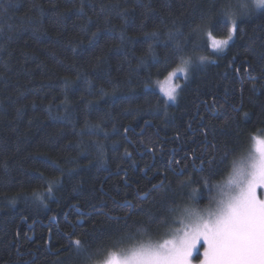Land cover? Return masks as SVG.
<instances>
[{
	"label": "trees",
	"instance_id": "obj_1",
	"mask_svg": "<svg viewBox=\"0 0 264 264\" xmlns=\"http://www.w3.org/2000/svg\"><path fill=\"white\" fill-rule=\"evenodd\" d=\"M79 2L75 0L73 8L67 0H55V4L48 0H0V264H60L68 254L58 253L67 247L66 234L73 231H87L100 248L115 250L123 224L108 217L125 215V199L137 205L140 213L136 197L138 192L150 190L148 177L163 170L174 156L179 159L193 147L202 148L201 122L197 119L201 114L209 129H214L215 142L237 155L251 147L252 136L264 138V86L257 84L253 92L247 73L234 71L242 60L250 59L248 38L264 37V33L254 32L264 26V16L245 18L241 27L246 36L234 38L222 52L204 48L206 37H197L194 43L204 50L195 55L209 60L195 68L187 82L180 80L177 103L168 101L165 108L158 102L166 98L153 86L166 73L162 67L152 66V58L163 61L168 54L163 42L172 20L183 11L185 23L208 12L215 21L228 0H119L128 8L126 21L113 13L107 22L97 21L90 10L100 0H84L85 12L101 29L100 39L92 43L81 28H96L78 17ZM148 5L151 12L145 20ZM57 12L65 15L58 16ZM142 22L145 31L159 33L160 43L140 31ZM109 29L117 36L124 31L131 43L110 41ZM214 35L226 38L225 31ZM149 43L153 45L151 51ZM72 47L77 49L75 56ZM256 47L258 52L264 51L259 42ZM53 55L65 66L79 69L80 78L54 63ZM98 56L103 57L99 63ZM140 58L147 68L138 67ZM66 75L70 77L67 89L63 86ZM252 75L259 76L260 71ZM41 83L46 86L36 90ZM101 87L109 93L103 99L97 94ZM65 93L67 102L61 107H67V113L56 107ZM132 96L141 98L129 102L121 99ZM49 105L50 113L46 110ZM233 105L241 111L234 112ZM145 119L152 122L145 126ZM86 123L99 126L109 138L80 135ZM125 127L129 128L127 134ZM177 131L179 141L173 140ZM98 144L103 146L102 152ZM154 145H162L165 153L150 152ZM125 149L132 155L126 156ZM171 150H175L173 155ZM140 153L144 158L138 156ZM52 163L62 170V177L48 166ZM145 169L147 176L143 178ZM227 171L225 168L222 175ZM57 180L62 182L54 184L49 194L47 183ZM169 180L175 184L176 177L169 173ZM143 208L157 212L150 202Z\"/></svg>",
	"mask_w": 264,
	"mask_h": 264
},
{
	"label": "snow or ice",
	"instance_id": "obj_2",
	"mask_svg": "<svg viewBox=\"0 0 264 264\" xmlns=\"http://www.w3.org/2000/svg\"><path fill=\"white\" fill-rule=\"evenodd\" d=\"M48 2L55 4V0H48ZM67 3L73 8L76 7L75 0H67ZM147 7L149 11L144 14L145 20L151 12V5ZM167 7L171 12V7ZM181 8L183 9L184 6L181 5ZM90 10L96 15L97 21L103 19L107 22L113 13L125 21L128 16L126 4L120 3L119 0L116 3L100 0V3L92 6ZM57 15L65 14L57 12ZM77 15L96 28V31L81 28V32L88 36L89 43L99 40L101 29L99 24H94L92 18L85 12L84 0L79 2ZM183 15L184 12L181 11L180 16L171 22L167 39L163 42V46L168 49L165 59L161 61L155 56L152 58V66L162 67L166 73L163 81H157L160 91L166 97V100L158 103H164L165 108L168 107V101H176L182 87L180 83H173V81L187 82L193 70L209 60L207 56L195 55L204 50L194 43L196 38L206 37L204 48H211L214 52L224 51L234 38L246 36L241 27L245 18L253 15L264 16V0H234V2L228 0L220 7V19L215 21L211 12L201 13L198 18L188 23L181 19ZM160 23L164 24L165 21L161 20ZM2 31L3 28L0 27V32ZM140 31L152 41L160 43L159 33L145 31L143 22L140 25ZM220 31L226 32V38H216L214 32ZM254 32L264 33V26L254 29ZM108 38L121 45L126 40L131 43V38L126 37L124 31L117 36L114 29H109ZM257 42L260 48L264 49V37H249L246 50L250 59L242 60L240 67L234 68L237 74L241 69L247 73L253 92L256 91L257 84L264 86V51H257ZM152 47L153 45L149 43V51ZM71 52L75 56L76 47H72ZM102 59V56L96 57L97 63ZM53 60L66 72L76 75L77 79L80 78L79 69L75 66H65L62 61L56 60L54 55ZM137 65L140 68H147L143 58L137 61ZM229 66H232L231 62ZM258 70L259 76L252 75ZM136 74L141 75L140 72ZM99 78L101 77L98 76ZM85 79L91 88V82ZM149 79H151L150 74ZM243 81L244 78L241 77V84ZM69 82L70 77L64 76L65 89L69 87ZM108 83L110 87H113L114 92L115 86L111 84L110 79ZM45 86L41 83L36 86V90L43 89ZM47 86L51 87V84ZM148 87L146 83L145 88ZM97 94L101 99L109 95L103 87L99 88ZM148 94L145 93V95ZM140 98L132 96L121 99L129 102ZM82 99L85 98L82 97ZM213 101H215L214 97ZM66 102L65 93L64 99L56 106L57 111L67 113V107H61ZM85 103L90 101L85 99ZM204 103L206 104L207 101ZM46 110L50 113L52 106L49 105ZM232 110L241 111L235 105L232 106ZM133 115L137 113L133 112ZM212 115L215 116L216 113L213 112ZM244 115L247 117V113ZM197 119L201 122L202 148L193 147L179 159L174 156L163 170H158L154 176L148 177L150 190L143 194L138 192L136 197L141 205L140 213H137V205L125 199V215L108 217L123 224V228L119 230V239L115 242V250L100 248L98 240L90 238L87 231H73L71 234H66L67 247L58 253V255L68 254V258L62 260L60 264H72L74 260L79 261V264H264V138L252 136L251 147L237 155L236 152L227 148L222 149L215 142L214 129H209L204 115H199ZM151 122V119H145L144 124L147 126ZM191 126V124L188 125L189 128ZM113 130L115 131V128ZM128 131V127L123 129L125 134ZM80 135L89 137L103 135L104 139L109 138L108 133L102 128L87 123ZM210 136L211 139H209ZM173 140H181L179 131L175 133ZM97 149L102 152L103 146L98 144ZM157 150L162 152L163 146L154 145L149 149L153 153ZM124 154L132 155L127 149ZM48 166L60 172L61 177L63 176L62 170L56 164L52 163ZM225 168L228 171L222 175ZM147 171L145 169V172ZM169 173L176 177L175 184L169 180ZM217 176L222 178L216 180ZM61 182L60 180L48 182L47 192L51 194L54 184ZM201 189H204L207 195V204L204 206H200V198L205 194L201 192ZM33 196L41 201L43 199L37 193H33ZM185 200L186 203H181ZM149 202L157 208V212H153L152 208H143V205ZM136 215H142L143 218L134 220L133 217ZM169 217H171L170 220ZM82 226V224L77 225V227ZM161 229H163L162 232Z\"/></svg>",
	"mask_w": 264,
	"mask_h": 264
},
{
	"label": "flooded vegetation",
	"instance_id": "obj_3",
	"mask_svg": "<svg viewBox=\"0 0 264 264\" xmlns=\"http://www.w3.org/2000/svg\"><path fill=\"white\" fill-rule=\"evenodd\" d=\"M165 151L166 150H163L161 153H165ZM171 152H172V155H173V153H174V151H172L171 150ZM138 156L139 157H142V158H144L143 156H144V154H138ZM172 160V159H171ZM143 178H145L147 175H146V172H144L143 173ZM150 177H152V176H150ZM202 193H205L204 195H202L201 196V198H200V206H204L205 204H207V195H206V191H201Z\"/></svg>",
	"mask_w": 264,
	"mask_h": 264
},
{
	"label": "rangeland",
	"instance_id": "obj_4",
	"mask_svg": "<svg viewBox=\"0 0 264 264\" xmlns=\"http://www.w3.org/2000/svg\"><path fill=\"white\" fill-rule=\"evenodd\" d=\"M216 38H217V37H216ZM217 39H221V38H217ZM229 43H230V42H229ZM162 81H163V79H162ZM173 83H180V84H181L180 80H179V81L174 80ZM181 86H182V84H181ZM153 88L156 89L157 91H159V92L163 95V93L160 91V85H159L158 83H156V84L153 86ZM179 93H180V90H179ZM163 96H164V95H163ZM178 97H179V95L177 96V99H178ZM165 98H166V97H165ZM177 99H176L175 102H171V101H169V102H170L171 104L177 103Z\"/></svg>",
	"mask_w": 264,
	"mask_h": 264
}]
</instances>
